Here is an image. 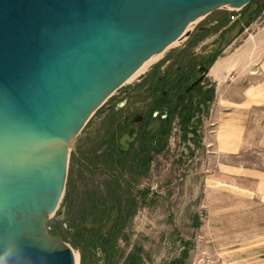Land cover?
<instances>
[{
	"label": "rangeland",
	"instance_id": "obj_1",
	"mask_svg": "<svg viewBox=\"0 0 264 264\" xmlns=\"http://www.w3.org/2000/svg\"><path fill=\"white\" fill-rule=\"evenodd\" d=\"M229 14L223 8L201 19L190 37L116 89L76 135L64 196L48 230L64 238L77 264H264V201L255 195L264 168L244 169V176L220 171L206 141L214 108L206 80L179 101L182 89L168 94L161 86L154 89L169 63L190 76L182 83L187 86L211 55L226 46L238 48L264 30V0L238 10L239 20ZM213 16L224 21L216 24ZM202 31L207 36L200 39ZM146 104L158 114L147 113L141 136L121 153L120 134L138 113L136 107ZM240 158L264 166L259 153Z\"/></svg>",
	"mask_w": 264,
	"mask_h": 264
},
{
	"label": "water",
	"instance_id": "obj_2",
	"mask_svg": "<svg viewBox=\"0 0 264 264\" xmlns=\"http://www.w3.org/2000/svg\"><path fill=\"white\" fill-rule=\"evenodd\" d=\"M251 1L0 0V250L19 264H75L48 220L76 135L144 61L190 37L188 26ZM130 121L121 153L143 118Z\"/></svg>",
	"mask_w": 264,
	"mask_h": 264
},
{
	"label": "crops",
	"instance_id": "obj_3",
	"mask_svg": "<svg viewBox=\"0 0 264 264\" xmlns=\"http://www.w3.org/2000/svg\"><path fill=\"white\" fill-rule=\"evenodd\" d=\"M211 19L216 24L220 20L215 16ZM206 76L215 90L206 141L220 160V171L226 176H244V169L264 168L240 158L246 152L264 156V30H257L238 48L226 46ZM255 184V195L264 201L263 173Z\"/></svg>",
	"mask_w": 264,
	"mask_h": 264
},
{
	"label": "trees",
	"instance_id": "obj_4",
	"mask_svg": "<svg viewBox=\"0 0 264 264\" xmlns=\"http://www.w3.org/2000/svg\"><path fill=\"white\" fill-rule=\"evenodd\" d=\"M253 1V0H252ZM248 6V5H247ZM246 6V7H247ZM246 7H243V9H245ZM243 14L242 13H240V17L242 16ZM224 19H226V17L224 18ZM222 21H224V20H218V22H217V24H220V23H222ZM201 34H200V39H203V38H205L206 36H207V31H202V32H200ZM215 57H217V54H214V55H211V57L208 59V61H206V63H204V65H199V67L197 68V70L198 71H200L201 70V77H200V79H199V81L198 82H200V81H202V80H206L208 83L210 82L209 80H208V78H207V76H206V74H207V72H208V69L211 67V64L214 62V59H215ZM182 68H180V67H174L173 65H171L170 67H169V69H167V71H166V73H165V75L163 76V78L161 79L160 78V82H158V83H156L155 84V87H154V89H156V88H158L159 86H161V87H163V92H165V93H167L168 94V92H170L171 90L173 91V90H179V89H181L182 87H183V85H182V83H183V80L185 79V78H190V76L187 74H182V70H181ZM184 73V72H183ZM210 84V83H209ZM211 85V84H210ZM193 89L194 88H187L186 89V93L185 94H187V93H189V92H192L193 91ZM162 92V93H163ZM211 93V96H210V99L212 98V96L213 95H215V90H214V87H213V85H211V89H210V91H209V94ZM170 94V93H169ZM168 96V95H167ZM189 96V95H188ZM188 96H187V99H189V101H190V98H188ZM191 96V95H190ZM209 98V97H208ZM159 109L158 108H156V107H153L152 106V109H151V112H150V116H153V114H155V112L156 111H158ZM172 112V111H171ZM164 116H167V114H165ZM187 119L188 120H191L190 119V116H187ZM159 129V128H158ZM157 129V130H158ZM156 130V131H157ZM154 131V138L157 136V133L159 132V131ZM153 138V139H154ZM156 139V138H155ZM146 141V140H145ZM148 141V140H147ZM150 142V141H149ZM149 142H147L146 144L144 143V147L146 148V146H148V144H149ZM153 142V140H151V142L150 143H152ZM154 146H155V144L153 145V148H154ZM144 147H142V149H144L145 150V148ZM145 154H147V153H144V155L142 156V158H144V156H145ZM151 158L149 157V160H150ZM105 164H107L106 162H105ZM109 166H111V167H115V166H117V164L115 165L114 163H111V164H108ZM108 178L109 179H116L115 178V176L112 174H110V175H108ZM144 192H146V195H147V193H148V190L147 189H145L144 190Z\"/></svg>",
	"mask_w": 264,
	"mask_h": 264
},
{
	"label": "flooded vegetation",
	"instance_id": "obj_5",
	"mask_svg": "<svg viewBox=\"0 0 264 264\" xmlns=\"http://www.w3.org/2000/svg\"><path fill=\"white\" fill-rule=\"evenodd\" d=\"M171 66V63H169V66H167V68L163 71V73L161 74V77L163 78V76L165 75V73H166V71H167V69H169V67ZM201 77V73L198 75V77L193 81V82H191L190 84H188L187 86H183L181 89V91H182V94L177 98L178 99V101L180 100V99H182V97H184V94L186 93V89L187 88H195L196 87V85H197V83H198V81H199V78ZM161 78V79H162ZM173 92H178L177 90H173ZM151 109H152V107L150 106V105H142V106H137L136 107V110L138 111V113H135V114H133L132 115V117H135V116H138L139 118L141 117V118H143V121H142V123L139 125V127L137 128V137H136V139L134 140V141H136L141 135L139 134L140 133V131H142V127L146 124V122H147V120H146V116H147V113L148 114H150V112H151ZM170 110V109H169ZM171 111V110H170ZM158 114V111H156L155 112V114H153V117H155L156 115ZM131 117V118H132ZM169 117V113L167 114V116H164V118H162L163 120H166L167 118ZM130 118V119H131ZM130 119H129V127H128V129L127 130H129L131 127H133V124L131 123V121H130ZM127 130H125V131H127ZM124 131V132H125ZM124 132H122V133H124ZM121 133V134H122ZM121 134H120V136H121ZM134 141H130L129 143H128V145H127V150L125 151V152H127L128 150H129V146H130V144L132 143V142H134ZM118 143V142H117ZM118 146H119V144H118ZM120 147V146H119Z\"/></svg>",
	"mask_w": 264,
	"mask_h": 264
},
{
	"label": "bare ground",
	"instance_id": "obj_6",
	"mask_svg": "<svg viewBox=\"0 0 264 264\" xmlns=\"http://www.w3.org/2000/svg\"><path fill=\"white\" fill-rule=\"evenodd\" d=\"M234 10H236V9H234ZM200 20H196V22L195 23H193V24H191L190 26H188V28H186L187 29V31L188 32H190V31H192L193 29H194V27L198 24V22H199ZM186 37H184V38H182V40L183 39H185ZM182 40H177V41H175V42H172L169 46H171V45H175V44H177L178 42H180V41H182ZM168 46V47H169ZM166 49H168V48H166ZM167 50H165L164 52H166ZM163 52V53H164ZM163 53H159V54H156V55H154L153 57H151L150 59H148L147 61H144V63H143V65L141 66V68L139 69V70H137L133 75H131L129 78H128V80L127 81H131V80H134V79H136L138 76H140L143 72H145V71H147L148 69H149V67L152 65V63L153 62H155V60L159 57V56H161V55H163ZM166 54V53H165ZM67 185V184H66ZM65 188V187H64ZM74 259H75V264H77V261H76V258H75V256H74Z\"/></svg>",
	"mask_w": 264,
	"mask_h": 264
},
{
	"label": "clouds",
	"instance_id": "obj_7",
	"mask_svg": "<svg viewBox=\"0 0 264 264\" xmlns=\"http://www.w3.org/2000/svg\"><path fill=\"white\" fill-rule=\"evenodd\" d=\"M7 257V259H5ZM0 264H19V262L9 252L8 248L0 250Z\"/></svg>",
	"mask_w": 264,
	"mask_h": 264
},
{
	"label": "built area",
	"instance_id": "obj_8",
	"mask_svg": "<svg viewBox=\"0 0 264 264\" xmlns=\"http://www.w3.org/2000/svg\"><path fill=\"white\" fill-rule=\"evenodd\" d=\"M238 10H240V9H236V10H234V9H229V12H230L229 17H230L232 20H237V19H238V16H237Z\"/></svg>",
	"mask_w": 264,
	"mask_h": 264
}]
</instances>
